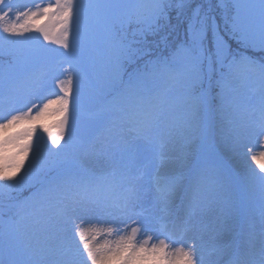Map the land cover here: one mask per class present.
I'll use <instances>...</instances> for the list:
<instances>
[{"label": "snow or ice", "instance_id": "obj_1", "mask_svg": "<svg viewBox=\"0 0 264 264\" xmlns=\"http://www.w3.org/2000/svg\"><path fill=\"white\" fill-rule=\"evenodd\" d=\"M0 32V264H264V0H0Z\"/></svg>", "mask_w": 264, "mask_h": 264}, {"label": "rangeland", "instance_id": "obj_2", "mask_svg": "<svg viewBox=\"0 0 264 264\" xmlns=\"http://www.w3.org/2000/svg\"><path fill=\"white\" fill-rule=\"evenodd\" d=\"M49 0H13V5H14V11L16 9H23L25 6H33L36 3H41V4H46L48 3ZM97 2H103V0H83L84 4H91V3H97ZM219 2V0H214V3ZM93 18V13L91 10L87 11L84 15V17L82 18L81 21V29H80V35L77 37L78 43L81 47L83 48H88L90 46L91 40H92V33L89 31V23H90V19ZM6 34H3L2 32H0V36H3ZM28 35H32V36H37L38 34L36 33H31ZM139 38V37H137ZM10 39H19L17 37H10ZM155 38L149 36L148 37V41L150 42V40H154ZM40 43H43L45 45V47L49 48V49H54V52L51 53H47L44 54L41 52L40 48H39V43H37L36 40H32V41H27L23 44H17V45H12L11 47L15 50L18 51V53L21 55V58H29L34 60V63H31L29 65V67L32 70H36V71H44L47 70L53 63L55 60H59L60 57L58 55H56L57 53H63L64 50L62 48H59V46L54 45V44H49L48 42H44L42 40V37H40ZM150 45H152V42H150ZM4 42L2 39H0V48H3ZM252 50L255 52H260V53H264V51L260 50V49H248L246 50V54H248L247 51ZM250 55L252 58H254L257 62H262L258 59H256L255 57H253L251 54ZM0 56H7V55H0ZM47 56L48 59L45 60L44 57ZM7 66V65H6ZM5 66V67H6ZM58 91V89H56ZM97 118V105L94 104H87L85 106H83L79 117H78V126L79 127H84L90 123H92L95 119ZM58 117H46L41 123L47 127L53 134H56L59 130L55 127V125L58 123ZM26 127V126H24ZM23 127H18L16 129H13L11 131L15 132V131H22ZM37 135H42L44 137V140L49 143L50 145V141H48L47 139V133L43 132V131H39ZM65 139H67V136H65ZM33 145H35V138L32 141ZM64 145V141H61V145L60 147H62ZM53 150H56L55 147H53ZM11 154V153H9ZM30 159V157H29ZM25 164H27V161L25 162ZM251 165L252 168H256V166L254 164H251L250 161H245V165ZM27 166V165H26ZM256 171H259V169H256ZM23 174V171L20 173V175ZM19 178V177H17ZM26 192V191H25ZM16 193H13V195H15ZM93 222H95L94 218H93Z\"/></svg>", "mask_w": 264, "mask_h": 264}, {"label": "trees", "instance_id": "obj_3", "mask_svg": "<svg viewBox=\"0 0 264 264\" xmlns=\"http://www.w3.org/2000/svg\"><path fill=\"white\" fill-rule=\"evenodd\" d=\"M212 2L214 3V0H212ZM173 16L175 15V13H173L172 14ZM174 22V21H173ZM153 40H150V42H152ZM153 47H154V45H153ZM248 52V54H251L253 57H255L256 59H258V60H260V61H262V62H264V53H260V52H255V51H252V50H249V51H247ZM11 58L9 57V56H0V65H2V66H6L7 64H8V62H9V60H10ZM27 164H25V166H26ZM26 191V192H25ZM30 191H31V189H25L22 193H20L19 194V198L20 199H23L24 197H27L29 194H30ZM15 195H17V194H15ZM14 195V196H15ZM5 219H6V217H5Z\"/></svg>", "mask_w": 264, "mask_h": 264}]
</instances>
